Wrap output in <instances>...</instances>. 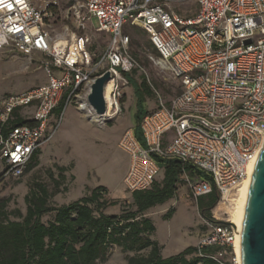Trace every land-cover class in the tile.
Listing matches in <instances>:
<instances>
[{"label": "built area", "instance_id": "1", "mask_svg": "<svg viewBox=\"0 0 264 264\" xmlns=\"http://www.w3.org/2000/svg\"><path fill=\"white\" fill-rule=\"evenodd\" d=\"M36 1L42 4L0 0V51L44 55L48 78L45 85L0 101L2 178L24 174L50 139L49 120L64 97L65 107L75 101L78 109L95 112L87 95L105 72L112 81L111 103L110 114L106 105L101 120L119 114L128 83L122 73L142 70L123 32L129 25L148 36L157 55L152 60L169 71L179 92L166 103L154 90L157 106L139 122L143 144L134 129L122 133L118 147L129 157L123 185L129 193L150 188L160 172L157 159L175 158L201 173L192 181L181 175L195 199L215 190L219 201L227 202L255 165L264 142V0H195L196 9L187 17L170 5L188 0ZM57 10L76 27L69 31L65 24L63 34L52 36L49 20ZM93 19L94 31L109 35L98 54L86 32ZM15 111L28 123L11 126ZM209 224L197 247L217 246L210 258L239 264L235 227Z\"/></svg>", "mask_w": 264, "mask_h": 264}, {"label": "rangeland", "instance_id": "2", "mask_svg": "<svg viewBox=\"0 0 264 264\" xmlns=\"http://www.w3.org/2000/svg\"><path fill=\"white\" fill-rule=\"evenodd\" d=\"M33 2L36 7L42 4L36 0ZM60 5L62 8L65 3ZM170 7L181 17L190 16L196 9L195 0L172 3ZM62 15L63 12L57 10L53 19L49 20L51 27L48 30L52 36L63 34L65 24L69 31L76 27L71 20L62 19ZM96 25L97 21L93 19L86 32L92 37L93 51L98 54L103 51L109 35L95 32L93 27ZM123 32L129 35L130 53L142 70L122 73L128 83L124 88L126 94H123L120 101L119 114L111 119L97 120L87 111L78 109L75 101L65 107L64 97L53 110L48 130V134L52 135L38 150L39 155L33 167L18 179H4L1 176L4 165L0 162V199H7V212L18 209L22 214L25 213L24 196L29 185L34 182L47 185L49 190L59 183L58 193L51 199L54 205L68 204L100 186L106 189V201H115V205L106 207V213H120L131 203L130 193L121 181L127 172L129 157L120 150L118 141L126 129H133L136 125L137 112L150 111L156 107L154 90L166 101L179 92V86L169 71L161 69L152 60L156 58V52L141 29L125 25ZM46 61V57L37 52L31 55H23L15 50L0 53V101L10 95L47 84L48 78L44 69ZM139 132L141 134L140 130ZM59 167H65L61 174ZM161 178L160 171L155 178L156 182L159 183ZM187 178L192 181L198 179V176ZM180 180L173 198L145 212V216L155 226L150 237L161 247L162 256H171L188 246H197L199 240L209 231L210 221H222L226 218L229 220L227 209L230 203L225 204L219 199L206 212V217L202 216L198 202L204 205L209 196L195 199L188 182L181 178ZM235 193L236 191L231 198ZM51 218V214H46L42 221ZM9 219L14 220L15 217L9 215ZM148 250L144 249L139 253L145 255ZM132 254L133 252L123 251L119 246H113L107 261L99 264L123 263Z\"/></svg>", "mask_w": 264, "mask_h": 264}, {"label": "trees", "instance_id": "3", "mask_svg": "<svg viewBox=\"0 0 264 264\" xmlns=\"http://www.w3.org/2000/svg\"><path fill=\"white\" fill-rule=\"evenodd\" d=\"M146 113L135 114L134 132L142 144L139 122ZM13 114L11 126L28 123L17 111ZM38 155L39 151L25 172L33 167ZM157 160L162 180L157 183L155 179L150 188L130 193L131 203L117 214L105 212L115 201H106V189L101 186L68 204L54 205L51 199L58 193L59 183L51 190L41 182L31 183L24 196V214L18 209L7 212V199H0V264H99L107 261L113 246L133 252L125 262L113 264H218L209 257L219 250L217 246L200 249L188 246L163 257L161 247L150 237L155 226L145 212L176 195L182 174L201 176L191 165L178 159ZM59 171L61 174L65 167H59ZM207 196L209 199L204 205L198 202L204 217L218 200L215 190ZM46 214L52 218L42 221ZM9 215L15 219H9ZM144 249H149L148 253L140 254Z\"/></svg>", "mask_w": 264, "mask_h": 264}, {"label": "water", "instance_id": "4", "mask_svg": "<svg viewBox=\"0 0 264 264\" xmlns=\"http://www.w3.org/2000/svg\"><path fill=\"white\" fill-rule=\"evenodd\" d=\"M109 79V72L96 78L87 95L88 103L98 115H103L106 111L103 87ZM218 222L234 226L225 221ZM240 243V264H264V142L256 158L247 192Z\"/></svg>", "mask_w": 264, "mask_h": 264}, {"label": "bare ground", "instance_id": "5", "mask_svg": "<svg viewBox=\"0 0 264 264\" xmlns=\"http://www.w3.org/2000/svg\"><path fill=\"white\" fill-rule=\"evenodd\" d=\"M111 85L112 81L109 79L103 87V95H104V100L106 102L107 108H108V113L110 114V90H111ZM88 113L92 114V116H95L97 120H101L103 117L101 115L96 114L95 112H89ZM115 117V116H112ZM254 170V166L250 165L247 170V177L244 179L243 183L238 187L236 190V193L233 198L230 197V199L227 201L229 202V208L227 209L228 214H229V221L234 225L236 231H237V237L235 241V252L237 255V259L240 264L241 260V243H240V231H241V226H242V219H243V214L245 210V205H246V197H247V192L251 180V176ZM226 204V202H224Z\"/></svg>", "mask_w": 264, "mask_h": 264}, {"label": "crops", "instance_id": "6", "mask_svg": "<svg viewBox=\"0 0 264 264\" xmlns=\"http://www.w3.org/2000/svg\"><path fill=\"white\" fill-rule=\"evenodd\" d=\"M10 50H11V49H3V50L0 51V53L7 52V51H10ZM125 87H126V86H124L123 89H122L123 94L125 93V92H124V88H125ZM132 90H134V89L132 88ZM125 94H126V93H125ZM174 96H175V95H174ZM170 100H171V98H170L169 100H166L165 102L168 103ZM156 106H157V105H156ZM155 108H156V107H155ZM155 108H154V109H155ZM145 111H147V110H145ZM147 112H148V111H147ZM136 125H137V123H136ZM136 125H135V126H136ZM135 126H134V127H135ZM133 129H134V128H133ZM0 162H1V161H0ZM159 173H160V172H159ZM162 178H163V173H162ZM162 178H161V180H162ZM180 178H181V176H180ZM122 179H123V178H122ZM121 181H122V180H121ZM122 184H123V182H122ZM163 257H168V256H163Z\"/></svg>", "mask_w": 264, "mask_h": 264}]
</instances>
